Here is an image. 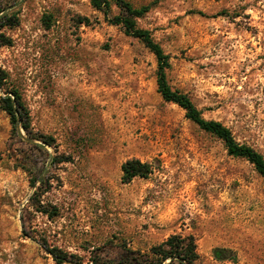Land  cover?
<instances>
[{
    "label": "rangeland",
    "instance_id": "1",
    "mask_svg": "<svg viewBox=\"0 0 264 264\" xmlns=\"http://www.w3.org/2000/svg\"><path fill=\"white\" fill-rule=\"evenodd\" d=\"M126 1L149 7L136 24L168 56V85L264 158V0ZM8 3L18 23L3 30L4 88L20 91L33 133L65 161L34 196L51 158L25 143L26 170L15 168L0 106V264H54L40 239L80 258L65 264L145 259L172 236L193 237L194 264H264V177L162 100L154 55L89 0ZM130 160L149 165L147 178L122 181ZM39 200L57 216L35 212Z\"/></svg>",
    "mask_w": 264,
    "mask_h": 264
},
{
    "label": "trees",
    "instance_id": "2",
    "mask_svg": "<svg viewBox=\"0 0 264 264\" xmlns=\"http://www.w3.org/2000/svg\"><path fill=\"white\" fill-rule=\"evenodd\" d=\"M9 1L0 0V47L11 44L10 39L4 35L3 30L12 28L18 23L16 12H7V9L11 8L9 7ZM89 3L95 11L103 15L107 23L120 26L126 36L140 41L154 55L156 61V91L163 101L177 105L184 111V115L189 121L197 125L201 130L220 139L228 155L246 160L261 177H264V158L259 153L246 145L238 144L232 137L230 130L221 123L203 119L200 112L186 95L173 90L168 85L165 74L169 67L168 56L163 52L160 45L152 39L150 32L139 28L136 24L137 19H140L147 13L149 10L148 6L136 8L126 0H89ZM112 5L117 8V15H111ZM88 22L87 19H81L80 21L84 25H87ZM7 80L8 74L0 69V88H3L6 92V96L1 99L0 106L8 116L11 126V141L8 148V156L14 162L15 168L26 170L27 159L21 146L29 143L33 151L51 158L45 148L53 147L54 139L49 136L33 133L29 111L23 103L22 95L14 86H6L4 88ZM36 141L40 143H35ZM64 161L60 157L55 156L50 159V162L42 170L38 171L31 180V186L35 188V184L38 182L41 185L39 188L43 187V189L38 190L36 187L33 193L34 196L38 195V197H42L48 192L52 186L51 180L54 179V170ZM121 170L123 173L122 181L124 183L130 182L136 177L147 178L151 172L149 165L141 163L139 160L126 161L122 165ZM55 179L57 180V178ZM33 206L35 212H39L49 219L56 217L58 214V210L55 207H50L49 211L42 205L40 200ZM26 216L27 212L23 209L19 216L23 230L27 221ZM39 242L54 264L79 262L80 258L77 255L65 252L58 247L50 248L43 239H40ZM222 253L221 251H215V256L220 258ZM196 259V245L192 236H172L161 244L151 247L145 259L129 253L119 262L107 261L100 264H194ZM92 261L94 264H98L95 260Z\"/></svg>",
    "mask_w": 264,
    "mask_h": 264
}]
</instances>
